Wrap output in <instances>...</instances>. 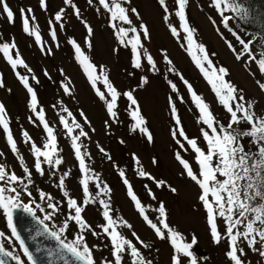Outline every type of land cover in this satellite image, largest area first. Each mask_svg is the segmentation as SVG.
I'll return each mask as SVG.
<instances>
[{
	"label": "rangeland",
	"instance_id": "rangeland-1",
	"mask_svg": "<svg viewBox=\"0 0 264 264\" xmlns=\"http://www.w3.org/2000/svg\"><path fill=\"white\" fill-rule=\"evenodd\" d=\"M6 3L14 13V22H9L6 14L0 11V44L15 43L16 49L13 50L12 55L15 57V52L18 51L27 67L18 66L16 69H9L6 65L7 60L0 53V81L3 83V87H0V103L6 108L7 119L17 143L18 152L32 173L31 186L35 188L39 185L45 193L54 198L53 203L59 202V211L48 223L60 226L69 214L67 199L69 197L76 199L78 204L83 205L85 196L82 185L78 183L77 164L74 163L72 154L66 146L59 151V154L62 157L63 166L67 167L70 173L63 189L68 191L69 197L60 195L57 182L49 180L48 176H45L44 182L40 181L39 174L33 170L32 159L28 156L30 150L23 144V133L27 132L34 140L37 139L36 136L43 138L46 133L37 128L41 124L29 106L31 101L27 100L21 81L13 79L14 73L17 77L19 73L29 78V85L37 95V111L43 110L45 120L50 126L59 124V119L55 115V111L59 108L53 104V98L59 95L60 104L68 109L72 113L71 118H75L88 132L90 137L86 138L88 142L86 156L90 160L88 165L91 171L95 169L101 186L107 184L109 189L102 199L105 198L110 205V212L114 218L118 221H127L132 226L127 228L118 225L117 230L132 240L147 259L152 260L153 264H173L174 248L168 238L167 230L160 224L158 226L164 232L165 239H159L148 228L127 194V186L123 183L121 172L125 173L133 192L144 206L145 213L154 223L159 222V213L156 209L160 203H163L166 222L170 228L178 232L184 242L190 243L193 238L196 239V244L191 251L197 258V264H231L225 257L229 247L227 239L217 244L210 234L206 210L199 200L201 189L187 177L182 165L176 159V154L180 153L181 158L190 164L193 171L199 173L194 167L193 155L189 152L185 140L180 141V144L184 145V148H181L177 138L172 137V125L176 121V118H171L174 106L185 135L189 139H196L198 145L200 141L202 130L199 127L196 112L194 113L188 104L183 89L184 84L190 85L201 95V98L215 112L219 122L225 123L226 119L224 111L216 106L215 97L209 87L200 79L199 74L178 46L179 38L173 37L170 31V25L177 28L172 0H166L170 10L168 21L165 20V12L161 10L157 0H130V3L124 5L128 9L137 10L136 13L129 12L132 24L125 28L136 27V34L140 36L143 45L140 69L133 67L134 55L131 45L127 44V41L136 34L129 31L128 37L125 38L126 43L122 44L117 38V32H114L110 25L113 21L108 19L98 0H93L91 5L88 0H73L80 9L82 20L73 14V9L65 5L64 0H46V9L41 8L40 0H6ZM28 8L33 10L35 21L30 23L39 29L43 48L33 36L26 34L23 30L21 9ZM61 9H64L63 28L60 27V22L54 20ZM186 12L200 39V44L205 46L213 60L226 70L227 81L236 89L242 90L241 94L245 100L252 102L257 116L264 117V90H261L258 84V82L263 83V80L252 58L242 54L241 58L237 59L236 53L239 49L233 52L230 50L225 33L220 31L226 27L219 23L220 18L214 15L213 8L207 0H189ZM85 21L93 30L91 35L87 32ZM141 25L148 29L147 38L143 35ZM229 26H232L231 20ZM117 27L120 25L117 24ZM53 28L56 31L55 40L51 36ZM72 41L76 42L81 51L88 56L89 61L96 66L97 75L101 74L102 68L103 75L109 78L122 96L129 91L133 93L140 115L145 120L143 127L152 136L151 141L140 130L133 131L129 128L123 114L119 120L118 115L115 119L110 116L105 100H101L96 91L98 88L106 95L105 86L98 81L96 87H93L77 59ZM147 55L156 62V71L149 69ZM163 55L171 61L169 68L174 71H169L167 65L163 64ZM142 77L147 78V83H142ZM34 82L37 83L36 86ZM172 84L176 86L175 91L171 87ZM65 86L69 89V93H65ZM43 89L44 93L40 98V91ZM121 108L124 109L125 106L119 104L115 109L116 113ZM81 112L90 123L85 124ZM251 146L255 151L256 146L254 144ZM100 148H103L104 152H101ZM0 152L5 154L0 157V163L5 164L7 168L20 176L21 167L10 151L2 128H0ZM137 160L139 163L136 162ZM137 169L149 173L155 177L156 181H163V186L157 187L155 181L140 177ZM149 189L155 199L149 195ZM172 189H175V192ZM96 190L95 183L89 186L90 194L96 193ZM27 198L24 196L22 200ZM92 203L83 207L82 217L90 225V230H85L82 234L93 251L96 264H103L105 260H112V250L108 237L103 232L100 233L101 214L94 210ZM45 211L50 210L46 207ZM36 214L43 218L38 210ZM217 227L218 231H224V223L219 218ZM0 231L8 236L11 234L2 212H0ZM93 231L99 235L94 236ZM133 231L150 245V248H142L132 236ZM66 233L71 237L72 234H78V229L74 230L70 225ZM13 246L27 264L26 258L23 257L14 240ZM5 247L7 250L12 249V246L7 243ZM245 252L246 255L242 257L245 264H264V257L257 252L248 250L246 246ZM181 258L183 264H190L189 258ZM125 264H131V260L126 258Z\"/></svg>",
	"mask_w": 264,
	"mask_h": 264
},
{
	"label": "snow or ice",
	"instance_id": "snow-or-ice-1",
	"mask_svg": "<svg viewBox=\"0 0 264 264\" xmlns=\"http://www.w3.org/2000/svg\"><path fill=\"white\" fill-rule=\"evenodd\" d=\"M158 2L165 12L164 18L167 21L170 10L166 0H158ZM188 2L189 0H175V16L179 19L180 27L186 34L189 53L193 55L196 65L208 80L219 103L229 113L230 120L226 126L217 121L209 110L208 105L200 96L192 92L191 86L189 85L188 87L193 102L200 113V122L205 125L207 129L202 131L207 151L198 146L196 139H189L181 127L178 129L179 136L187 141L190 149L194 152L196 163L199 166V173L197 174L193 171L190 164L181 158L180 153L176 154V159L182 165L187 177L191 178L201 189L199 200L206 210L207 222L210 225V234L213 241L219 244L222 239H227L229 247L226 256L231 264H245V261L242 259V257L246 255L245 246L248 250L257 252L261 257H264V117L255 114L252 102L245 100V97L240 94L242 90L236 89L235 86L225 80L226 70L222 67L216 69L209 59L205 48L196 43L193 30L189 27L186 17V6ZM88 3L91 5L93 0H88ZM128 3H130V0H98V4L110 14L111 21H118L121 24L131 25L132 21L129 17V12L136 13L137 10L135 8H126L124 5ZM64 4L73 9V14L78 19H83L80 9L73 3V0H64ZM212 4L222 17V23L226 28L229 26L230 20L246 19L250 13V9L246 7L241 0H212ZM40 6L42 9H46V0H40ZM0 11L6 14L9 22H14V13L6 3V0H0ZM226 13H231V15H226ZM21 19L24 32L33 36L35 41L41 44L43 48L39 29L32 26L30 23V21H35L33 10L31 8L21 9ZM63 19L64 9H61L54 17L56 22H60L61 28L64 26ZM84 23L88 34L91 35L93 31L91 26H89L86 21ZM112 27L117 30V38L122 44L126 43L125 38L128 37L129 31L134 34L137 33L136 27H117L116 23H113ZM140 27L144 37L147 38V27L144 25ZM169 27L174 36L178 34V30L175 26L170 25ZM51 36L53 40L56 39V31L54 28L51 30ZM237 39L242 46V52L236 53L237 59H240L241 55L245 54L249 58L256 60L254 49L250 47L249 43L240 40L239 37H237ZM72 44L75 47L77 59L82 65L85 73H87L93 87H96L97 81L102 82L105 86L107 95L98 88L96 91L100 99L105 100L107 112L111 117L115 118L117 116L115 109L121 94L112 85L109 78L103 75V69L101 68V74L97 75V68L89 61L88 56L81 51V48L76 45L75 41H72ZM127 44L131 45L134 55L133 67L140 69L142 67L141 57L143 53L141 49L143 45L141 44L139 34H136L132 39L128 40ZM90 46L89 42V47ZM229 47L232 48L230 43ZM14 49H16L15 43L0 44V53L3 54L4 58L13 69H16L18 66L27 67L23 59L20 58V53L18 51L15 52V57L12 55ZM233 50L235 51V49ZM196 53H198V55ZM146 61L149 69L156 71V62L150 55L146 56ZM168 63L170 64L171 61H168ZM205 64H207L208 70L205 69ZM258 69L261 73H264V59H258ZM169 71H174V69L170 68ZM17 75L27 92L30 93L31 110L35 113L36 119L40 122L46 133V140L42 147L37 146L34 141H31L27 132L23 133L25 143H30L31 146L35 171L40 175H44L45 172L42 165L46 164L49 168L56 169L62 164L61 158L57 155L59 151L57 138L54 134L53 127L45 120L43 110L37 111V95L33 91V88L29 86V78L19 73H17ZM142 83H147L146 77H142ZM258 84L261 90H264V83L258 82ZM0 87H3L2 81H0ZM171 87L174 91L176 90L175 84H172ZM64 91L65 93H69V89L66 86L64 87ZM123 95L130 101L131 105L136 106L131 111V116L136 122L134 128H138L142 133H145L147 139L151 141L152 136L148 133L147 129L143 127L145 120L140 115L137 100L134 98L133 93L129 91L123 93ZM108 97H110V99ZM64 111L67 112L69 117L72 116V113L69 112L68 109L65 108ZM172 112L175 115L176 109L174 106L172 107ZM81 116L84 117L85 124L90 123L87 121V117L84 116L83 112H81ZM175 122L177 125H180V120L178 118ZM241 123H246L249 127L241 129ZM60 124L71 139V147L79 163V169L82 173L80 183L83 188L85 200L83 205L78 204L76 199L69 197L68 191H63V195L69 197L67 199L69 214L66 216L62 225L57 227L53 224L54 230H50L49 224L46 222H51L55 214L59 211V202L53 203L54 198L50 194L42 190L39 191V201L45 202L47 209L50 210L46 212L45 207L33 198L32 191L30 190L32 173L25 165L24 158L18 152L17 143L10 130L6 108L0 103V128H2L6 134V140L10 151L17 159L24 173L23 176H18L14 171L7 168L5 164L0 163V212H2V215L6 218L7 227L11 232L10 236H8L3 231H0V264H9V260L14 261V264H25L21 255L17 254V250L15 246H13V240L18 242L19 250L22 252L23 257L26 258L27 264H38L37 257L26 246L25 240L21 237L14 223V213L18 209L30 216L38 226L35 232V238L45 237L56 242L57 247L55 249H37V252L44 251L49 261H51L53 257H57L59 260L64 261V264H69V260L71 264H96L93 251L88 246L86 238L82 234L85 230H90V225H88L82 217V211L84 206L94 202L91 199L89 191L90 182H95V187L99 195L108 193V185L103 184L101 186L99 177L95 176L89 165L86 164L85 156L87 153L82 151L84 146L81 138H90L88 132L83 129L82 125L78 123L75 118H73L71 124H69L68 119L64 116H60ZM74 132L76 134H74ZM176 135L177 132L174 131V138ZM245 138H249L250 143L256 146L254 152L246 150L243 143ZM177 143L180 144V141L177 140ZM180 147L184 148V145L180 144ZM99 150L104 152L103 148ZM4 155V153L0 152V157ZM105 155H107V153H105ZM136 162L139 163L138 160ZM153 162L155 163V160ZM137 172L140 177H146L147 179L155 181L157 187H161L164 184L163 181H156L155 177H152L142 169H137ZM67 175L68 173H64L58 180V186L62 190L64 189ZM120 176L123 178V183L127 186V194L134 202L135 208L140 216L147 225L155 231L159 239H165L166 237L161 227L158 226L157 223H154L145 213V208L140 199H138L133 192L132 186L126 178L125 173L121 172ZM145 187H147V185ZM172 191L175 192V189H172ZM149 195L155 199L150 189ZM24 196L28 197V203L22 200ZM98 202L104 209L103 218L106 221V224L102 225L101 228L103 233L108 237L112 250V260H105L103 264H125L126 258L131 260V264H153V261L147 259L132 240L126 238L122 232L117 230L118 225L127 228H131L132 226L128 224L127 221H118L114 218L110 212V205L106 201L98 200ZM37 210L43 213L42 219L37 216ZM156 211L159 213L158 219L160 225L163 229L167 230L168 238H170L171 245L174 248L175 255L173 256V264H183L181 257L189 258L190 264H197V258L191 251L193 245L196 244V239L193 238L190 243L184 242L183 237L170 228L166 222V211L163 203H160ZM218 218L224 223L223 232L218 231ZM69 221H72L78 227V234L75 235L71 241H67L64 238L66 231L69 229ZM92 234L94 236L99 235V233L95 231H93ZM132 236L142 248H150V245L141 240L135 231L132 232ZM5 243L12 246V249L7 250Z\"/></svg>",
	"mask_w": 264,
	"mask_h": 264
},
{
	"label": "trees",
	"instance_id": "trees-1",
	"mask_svg": "<svg viewBox=\"0 0 264 264\" xmlns=\"http://www.w3.org/2000/svg\"><path fill=\"white\" fill-rule=\"evenodd\" d=\"M157 2H158V0H157ZM241 2L246 6V7H248L249 9H250V13H249V16H248V18H246V19H232L231 20V24H232V26L230 27H228V29H221L220 31L221 32H224L225 34V36H226V42H227V44H228V47H229V43L232 45V48H230V50L233 52V49H239V52H242V46H241V44H240V42H239V40H237V39H235V38H232V33H235V35L237 36V37H239V39L240 40H245V42H247V43H250L251 44V47L254 49V51H255V57L257 58L256 60H253V59H251L252 61H254V65L256 66V68H257V72L259 73V76H260V78L263 80V83H264V73H261V71L258 69V59H264V0H241ZM172 3H173V7H174V11H173V16H174V19H175V23L177 24V30H178V34L177 35H175V36H173V37H175V38H179L178 40H177V43H178V46L180 47V49L184 52V54L187 56V58L189 59V62H190V64H191V66L192 67H194V69L197 71V73L199 74V77H200V79L209 87V90L212 92V94H213V96L215 97V101H216V106L217 107H220L223 111H224V115H225V123H223V122H221L223 125H227L228 123H229V120H230V115H229V113L225 110V108L219 103V101H218V98L216 97V95H215V93H214V91H213V89H212V87H211V85L209 84V82H208V80L205 78V76H204V74L201 72V70H200V68L196 65V63H195V61H194V59H193V55L192 54H190L189 53V51H188V46H187V42H186V34L183 32V30H182V28L180 27V22H179V19L175 16V11H176V4H175V0H172ZM207 3H209V5L210 6H212V8H213V11H214V15L216 16V17H218V19L219 20H221L222 19V17L218 14V12H217V10L214 8V6H213V4H212V0H207ZM158 5L160 6V8H161V10L163 11V8L161 7V5L159 4V2H158ZM105 11V10H104ZM164 12V11H163ZM105 14L107 15V17H108V19L111 21V19H110V14L108 13V12H106L105 11ZM226 15H231V13H226ZM186 17H187V21H188V25H189V27L193 30V35H194V39H195V41H196V43L197 44H199V45H202V44H200V42H199V37H198V35L195 33V31H194V28H193V26H192V24H191V21H189V17H188V14H187V12H186ZM169 19V18H168ZM168 21V20H167ZM113 23H116V24H119L120 25V27H127V26H130V25H126V24H121L120 22H112L110 25L112 26V24ZM112 29H113V31L114 32H117V30L115 29V28H113L112 27ZM233 29V30H232ZM242 37H240V36ZM135 36V35H134ZM133 36V37H134ZM132 37V38H133ZM131 38V39H132ZM128 45H130V44H128ZM203 46V45H202ZM204 48H205V51H206V53L208 54V56H209V59L212 61V63H213V65H214V67L216 68V69H219V68H221L220 67V65L219 64H217L214 60H213V58H212V56H211V54H210V52L208 51V49L205 47V46H203ZM14 52V51H13ZM13 52H12V54H13ZM197 55H198V53H196ZM162 61H163V64H165V65H167V67H168V69H170L169 68V63H168V60H167V58H166V56L165 55H163V57H162ZM6 65H7V67L9 68V69H12V67H11V65L8 63V62H6ZM204 67H205V69L206 70H208V68H207V64H205L204 65ZM210 71V70H209ZM30 75V74H29ZM225 80L227 81V72H226V75H225ZM13 79L15 80V81H20V79H19V77H17L16 76V74L14 73L13 74ZM33 81H35V80H33ZM98 82V81H97ZM34 84H35V86H36V82H34ZM30 86V85H29ZM189 85H187V84H184V86H183V89H184V93H185V96H186V98H187V100H188V104H189V106H190V108L194 111V113L196 112V116H197V118H198V120H199V127H200V129L202 130V131H204V130H207L206 129V126L205 125H203L201 122H200V113H199V110H198V108H197V106L195 105V103L193 102V99H192V95H191V92L189 91V87H188ZM22 87H23V91H24V93H25V95H26V97H27V100L28 101H31L30 100V93H28L27 92V90H26V88L23 86V84H22ZM191 90H192V92H195L192 88H191ZM42 93H44V89L43 90H41L40 91V98H41V96L43 95ZM198 96H200L201 97V95L200 94H198L197 92H195ZM240 94H241V92H240ZM106 95H107V93H106ZM134 96V95H133ZM109 99H110V97H108ZM54 99V103L53 104H55V106H58L57 108H59V110L58 111H55V115L57 116V118L59 119V124H51L52 126H53V129H54V134L56 135V138H57V144H58V149H59V151L62 149V148H64L65 146L68 148V150H69V152L72 154V157H73V161H74V163H76L77 164V167H78V177H79V180H78V183L81 185V183H80V181H81V179H82V173L80 172V169H79V163H78V161L76 160V158H75V155H74V151H73V149H72V147H71V139L68 137V135H67V133L65 132V130H64V128H63V126L60 124V116H64L66 119H68V122H69V124H71V122H72V116L71 117H69L68 116V114H67V112H65L64 111V107L60 104V101H61V98H59V95H57L55 98H53ZM204 101V100H203ZM205 102V101H204ZM31 103V102H30ZM206 103V102H205ZM119 104H122V105H124L125 106V108L124 109H119L118 110V112H117V115H118V120L120 119V117H121V114H123L124 115V117H126V119H127V125L129 126V128H132L133 129V131H134V129L135 130H139L138 128H134V125H135V120H133V118H132V116H131V111L136 107V106H133V105H131V103H130V101H128L127 100V98L123 95H121L119 98H118V101H117V107L116 108H118V105ZM207 104V103H206ZM208 105V104H207ZM29 106H30V104H29ZM209 107V106H208ZM31 108V107H30ZM126 109V110H125ZM129 110H130V112H129ZM209 110L211 111V113L213 114V116H214V118L218 121V118L216 117V114H215V112L209 107ZM171 118H178L177 117V114L175 113V115L172 113V115H171ZM113 119H115V118H113ZM117 120V121H118ZM247 127H249V125H247L246 123H241V125H240V128L241 129H244V128H247ZM37 128H39L40 130H41V132H44V130H43V127H42V125H39ZM179 128H181V125H177L176 124V122H175V124L174 125H172V137H174L173 136V132L175 131V132H177V135H176V137L175 138H177V140H179V141H181L182 142V139H183V137H180L179 136V133H178V129ZM76 131H78V130H76ZM202 131H201V133H200V141H199V145L198 146H200L203 150H205V151H207V146H206V143H205V141H204V139H203V136H202ZM3 134H5L4 133V131H3ZM74 134H76L75 132H74ZM29 136V138H30V140L31 141H34L35 143H36V145L37 146H39V147H42L43 146V144H44V142H45V140H46V135H44V137L43 138H40L39 136H36L37 137V139H33V137L32 136H30V135H28ZM23 144H25L27 147H28V149L30 150V153L28 154V156L32 159V163H33V170L35 171V168H34V157H33V155H32V152H31V146H30V143H25V140H24V137H23ZM81 140H82V143H83V148H82V151L83 152H87V148H88V142H87V139L86 138H81ZM185 143L187 144V141H185ZM243 143H244V146H245V148H246V150H251V151H253L254 152V150L252 149V144L250 143V141H249V138H245L244 140H243ZM251 144V145H250ZM188 145V144H187ZM188 150H189V152H191L192 153V155H193V160H194V167H195V169H197L198 171H199V166H198V164L196 163V159H195V154H194V152L190 149V147H189V145H188ZM59 151H58V153H57V155L59 156V158H61V160H62V157H60V154H59ZM41 159H43V158H41ZM85 160H86V164H88L89 162H90V160L89 159H87V156H85ZM193 162V161H192ZM42 167L44 168V172H45V174L44 175H40L39 174V178H40V181H43L44 182V179H45V176H48L49 177V180L51 179V180H54L55 182H57L58 183V180H59V178L64 174V173H68V175H67V177L65 178V185H66V183L68 182V179H69V177H70V173H69V169L67 168V167H64L63 166V161H62V164L61 165H59L56 169H52V168H49L46 164H44V165H42ZM95 170V169H94ZM92 171L93 173H94V175L95 176H97V174L95 173V171ZM36 172V171H35ZM24 175V173L22 172L21 174H20V176H23ZM71 178H72V176H71ZM94 183L95 182H90V185L89 186H93L94 185ZM57 185V187H58V184H56ZM65 187V186H64ZM30 190L32 191V194H33V198L34 199H36L38 202H40L41 204H42V206H44L45 207V209H46V204H45V202H42V201H39V191H43V189L38 185L37 187H35V188H33L32 186H30ZM58 191V190H57ZM97 192L96 193H94V194H92V192H91V198H93V206H94V210L95 211H97V213H99V214H101L100 216H101V223H102V225H104L105 224V220H104V218H103V211H104V209H103V207L101 206V204L98 202V200H104L105 201V198H103L102 199V197H103V195H99L98 194V190H96ZM59 193H60V195H62L63 194V190L59 187ZM97 197H98V199H97ZM24 202L25 203H28V198L27 199H25L24 200ZM34 207V206H33ZM42 214V216H43V213H41ZM117 219V218H116ZM118 220V219H117ZM145 222V221H144ZM46 223H48V222H46ZM49 224V229L50 230H54L53 229V224L52 223H48ZM160 224V221L157 223V225H159ZM61 225H62V223H61ZM72 226L73 227V229L75 230V229H78L77 228V226L72 222V221H69V226ZM74 225L76 226V227H74ZM148 226V225H147ZM58 227V226H57ZM148 228L150 229V230H152L153 232H154V234H155V231L152 229V228H150L149 226H148ZM101 227L99 228V230H100V233H102L103 231H101ZM67 232V231H66ZM75 235H77V234H72V236H75ZM156 235V234H155ZM71 236V237H72ZM103 236V235H102ZM71 237H69L68 236V233H65V236H64V238L67 240V241H71L72 239H71ZM220 242H224V239H222ZM228 251V250H227ZM226 251V252H227ZM226 252H225V257L228 259V257L226 256ZM174 255H175V252H174ZM229 260V259H228ZM230 261V260H229ZM229 261H228V263H229ZM231 263V262H230Z\"/></svg>",
	"mask_w": 264,
	"mask_h": 264
},
{
	"label": "water",
	"instance_id": "water-1",
	"mask_svg": "<svg viewBox=\"0 0 264 264\" xmlns=\"http://www.w3.org/2000/svg\"><path fill=\"white\" fill-rule=\"evenodd\" d=\"M14 223L16 224L21 237L25 240L26 246L37 257L38 264H64V261L59 260L57 257H53V259L49 261L44 251L37 252V249H55L57 244L50 238H35V232L37 231L38 226L30 216L18 209L14 213ZM16 243L18 245V242ZM9 264H12L11 260H9ZM69 264H71L70 260Z\"/></svg>",
	"mask_w": 264,
	"mask_h": 264
}]
</instances>
